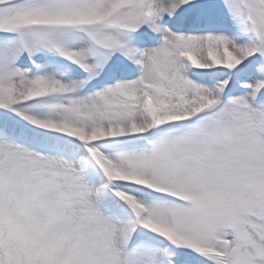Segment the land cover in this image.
I'll return each instance as SVG.
<instances>
[{
	"label": "snow or ice",
	"instance_id": "6c2138e0",
	"mask_svg": "<svg viewBox=\"0 0 264 264\" xmlns=\"http://www.w3.org/2000/svg\"><path fill=\"white\" fill-rule=\"evenodd\" d=\"M0 264H264V0H0Z\"/></svg>",
	"mask_w": 264,
	"mask_h": 264
}]
</instances>
